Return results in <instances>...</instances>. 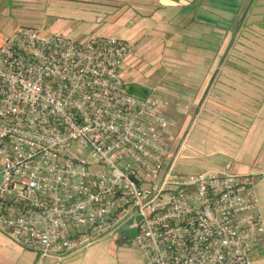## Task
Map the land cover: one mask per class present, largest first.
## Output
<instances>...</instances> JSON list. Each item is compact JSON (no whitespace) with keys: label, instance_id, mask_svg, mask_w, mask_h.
Instances as JSON below:
<instances>
[{"label":"built area","instance_id":"1","mask_svg":"<svg viewBox=\"0 0 264 264\" xmlns=\"http://www.w3.org/2000/svg\"><path fill=\"white\" fill-rule=\"evenodd\" d=\"M129 51L28 27L3 41L0 232L34 264L104 237H127L143 264H254L264 221L252 176L174 172L167 103L120 79Z\"/></svg>","mask_w":264,"mask_h":264},{"label":"rangeland","instance_id":"2","mask_svg":"<svg viewBox=\"0 0 264 264\" xmlns=\"http://www.w3.org/2000/svg\"><path fill=\"white\" fill-rule=\"evenodd\" d=\"M238 1L235 16L208 0H175L171 8L156 7L154 12L147 1L131 29L124 28V13L115 12V26L108 29L113 35L103 37L130 47V63L120 73L128 90L137 95L136 91L146 89L153 99L167 103L163 112L174 132L166 131V136L173 143L177 174L222 171L229 166L231 175L245 176L254 162L264 168V0ZM198 15L231 25L217 28L197 21ZM103 23L93 21L90 26ZM24 27L41 34L36 27ZM124 33H129L127 39ZM42 35L80 41L62 34ZM92 36L100 37L87 38ZM252 179L264 221V177ZM119 239L101 238L50 258L47 264H143L131 241L117 243ZM254 255V264H264V242Z\"/></svg>","mask_w":264,"mask_h":264},{"label":"crops","instance_id":"3","mask_svg":"<svg viewBox=\"0 0 264 264\" xmlns=\"http://www.w3.org/2000/svg\"><path fill=\"white\" fill-rule=\"evenodd\" d=\"M147 1L152 7L151 12L156 7L171 8L175 4V0H0V46L15 29L27 25L38 28L41 35L62 34L76 40H83L90 34L109 37L113 35L108 29L115 26V12L121 16L124 13L127 19L124 28L131 29L134 22L141 19L140 12L144 13ZM100 20L104 22L102 25L90 26L91 22ZM128 34L124 33L123 38L127 39ZM129 59L130 54L122 71L129 65ZM140 90L136 91L138 97H151L146 89ZM130 93L133 94L131 89ZM261 105L263 112L264 103ZM255 115L258 118V114ZM248 174L264 177V168H259L254 162ZM33 254L0 232V264H34Z\"/></svg>","mask_w":264,"mask_h":264},{"label":"trees","instance_id":"4","mask_svg":"<svg viewBox=\"0 0 264 264\" xmlns=\"http://www.w3.org/2000/svg\"><path fill=\"white\" fill-rule=\"evenodd\" d=\"M208 2L213 6L218 8L219 10L223 11L226 14H229L231 16H235L238 13L240 2L238 0H208ZM194 7V5H191L189 7H185L184 10H189L190 8ZM197 21L209 24L211 23L215 27L220 28V24H223L228 27L231 25V22L221 20L219 18H211L204 15H198ZM130 92V91H129Z\"/></svg>","mask_w":264,"mask_h":264},{"label":"water","instance_id":"5","mask_svg":"<svg viewBox=\"0 0 264 264\" xmlns=\"http://www.w3.org/2000/svg\"><path fill=\"white\" fill-rule=\"evenodd\" d=\"M127 240H128L127 237H123V238L119 239V240L117 241V243H122V242H125V241H127Z\"/></svg>","mask_w":264,"mask_h":264},{"label":"flooded vegetation","instance_id":"6","mask_svg":"<svg viewBox=\"0 0 264 264\" xmlns=\"http://www.w3.org/2000/svg\"><path fill=\"white\" fill-rule=\"evenodd\" d=\"M171 131H173V132H174V130H173V126L171 127Z\"/></svg>","mask_w":264,"mask_h":264}]
</instances>
